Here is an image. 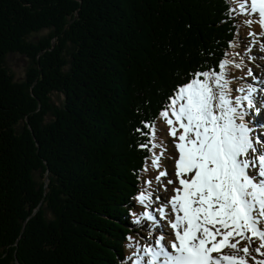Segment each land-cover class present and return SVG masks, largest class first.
<instances>
[{
    "label": "trees",
    "instance_id": "16d2710c",
    "mask_svg": "<svg viewBox=\"0 0 264 264\" xmlns=\"http://www.w3.org/2000/svg\"><path fill=\"white\" fill-rule=\"evenodd\" d=\"M224 7L0 0V264L125 260L138 177L153 170L135 129L159 120L186 72L227 50L236 29L220 23ZM13 54L24 59L20 79L7 64Z\"/></svg>",
    "mask_w": 264,
    "mask_h": 264
},
{
    "label": "snow or ice",
    "instance_id": "6c2138e0",
    "mask_svg": "<svg viewBox=\"0 0 264 264\" xmlns=\"http://www.w3.org/2000/svg\"><path fill=\"white\" fill-rule=\"evenodd\" d=\"M224 5L220 23L236 29L227 50L212 67L186 72L158 111L173 151L156 142L154 121L135 129L145 137L138 147L148 151L156 174L138 177L143 186L128 215L144 243L127 237L129 264H264V132L254 136L246 120L250 110L264 109V86L232 87L244 77L256 79L246 61L264 60V0ZM238 17H244L240 24ZM240 25L249 29L246 46ZM166 153L169 163L162 167Z\"/></svg>",
    "mask_w": 264,
    "mask_h": 264
},
{
    "label": "rangeland",
    "instance_id": "374dc122",
    "mask_svg": "<svg viewBox=\"0 0 264 264\" xmlns=\"http://www.w3.org/2000/svg\"><path fill=\"white\" fill-rule=\"evenodd\" d=\"M253 29H256V25L252 26ZM245 30L248 32L249 29L246 27ZM244 40V44L245 46L248 43V38L245 37L243 38ZM258 50V48H254L253 52H256ZM7 64H9L10 68L12 69L11 71L14 72L15 78L16 79H20L23 75H24V59H22V57H20L18 54H13L11 56H9L7 58ZM264 64V60H260L259 58H257V60L253 61V62H247L246 61V65L247 67H251L254 69L253 71V76L256 77V79H252L251 77H245L243 79L238 80L237 82H235L233 85H236L237 87H242L239 83L242 82L244 83V85L246 86L247 84H252L254 87H257V89H259L260 87L264 86V67H261V65ZM237 72V71H235ZM238 73L240 74V76L243 75V73L241 71H238ZM235 93V92H233ZM261 99H260V95H254V105L255 108H260L261 107ZM247 120L250 122L249 123V127L254 128L255 132L253 133V135L255 136L256 132H264V109H261V112L259 114L255 113V109L250 110V115L247 116ZM255 120H257V122L259 123V125H255ZM161 120L159 119L157 122H155V126H156V142L159 143H163L168 150V153H171L173 151V146L171 143L170 138L167 140V143L164 139V137L162 136V124L160 122ZM165 129V128H164ZM167 138V137H166ZM158 148L155 149V151L157 152ZM165 154V158H164V165H166L167 163H169V161L167 160V154ZM162 162V161H161ZM171 172V169L169 170ZM152 176H155V171L152 170L151 172ZM153 187L155 188V181L153 184ZM133 227V229H136L137 232H135V237L137 240L140 241V243H144V240L141 239L140 235H138L137 233L140 232V228L139 226L135 225ZM144 235H146V233H144ZM121 264H129V261L125 260L123 261Z\"/></svg>",
    "mask_w": 264,
    "mask_h": 264
},
{
    "label": "bare ground",
    "instance_id": "6f19581e",
    "mask_svg": "<svg viewBox=\"0 0 264 264\" xmlns=\"http://www.w3.org/2000/svg\"><path fill=\"white\" fill-rule=\"evenodd\" d=\"M264 65V64H263Z\"/></svg>",
    "mask_w": 264,
    "mask_h": 264
}]
</instances>
